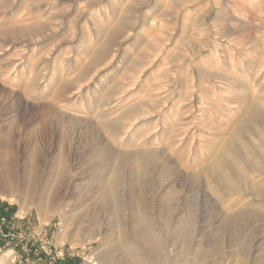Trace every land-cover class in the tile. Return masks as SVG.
Returning a JSON list of instances; mask_svg holds the SVG:
<instances>
[{
    "label": "rangeland",
    "instance_id": "rangeland-1",
    "mask_svg": "<svg viewBox=\"0 0 264 264\" xmlns=\"http://www.w3.org/2000/svg\"><path fill=\"white\" fill-rule=\"evenodd\" d=\"M187 1L0 0V170L54 176L41 197L0 182V264H104L96 251L119 258L122 236L172 216L219 264L264 256V200L217 194L207 172L238 130L264 168V0ZM121 162V198L145 220L87 202Z\"/></svg>",
    "mask_w": 264,
    "mask_h": 264
},
{
    "label": "bare ground",
    "instance_id": "bare-ground-1",
    "mask_svg": "<svg viewBox=\"0 0 264 264\" xmlns=\"http://www.w3.org/2000/svg\"><path fill=\"white\" fill-rule=\"evenodd\" d=\"M253 114H256V112ZM255 116L264 118L259 114ZM252 121L256 122V124L259 125L261 123L258 120L249 119L246 120L245 123L250 124V122ZM262 123H264V121ZM263 127L264 126H262V128ZM115 131L118 132V130ZM235 134L237 136L239 135L240 138L243 137L241 138L242 140H240L242 143L240 144L239 142L235 144V136H230L226 140L224 150L218 154V156L210 166L208 165L209 167L207 168V172L209 182L212 183L211 188L217 194L225 195L227 193H233L234 191H236V189L239 188L238 186L244 187L245 185L246 189L249 190L252 194L260 196L264 200V179L261 182H250L251 184H248L249 182L247 181V179L249 178V176L243 173L244 171L248 173L258 171L259 173L264 174V168L260 167L261 164L259 161L263 158V155L257 148H255L248 140L245 139L244 131L241 130L240 132V130H238ZM262 144L264 145L263 142ZM128 169L129 167L126 169L122 162L121 164H111L109 166H106L107 174L101 181V187L97 190L95 188V190H92L93 192L91 193L89 199H87V202L92 201L95 204L101 203L103 204V206L107 207V204L109 202L116 199L120 202L122 201L124 205L129 206V208L131 207L135 213H141V216L145 220L146 210L144 211V209L139 205H137V207L133 206L132 203H129L130 200H123L124 198H121L120 190L122 186L127 183L126 181L130 179L127 175ZM59 174H64V170H60ZM41 177H44V179ZM53 178V175L47 177L44 175V173H42L41 175L35 168L30 166H26L24 172L19 177L12 167L0 170L1 183H8V185H13L14 182L18 181L21 185H27L32 195L40 197L48 191V186L50 185L51 181L54 180ZM132 178L133 177H131V179ZM38 182L42 184L43 188L41 191L36 192L34 187L36 186V184H38ZM62 198L64 197L61 190L55 191L52 195V201L50 204L52 206L57 204H65L66 198ZM143 204L145 205V203ZM40 205L42 204L40 203L39 206ZM149 211L151 210L149 209L148 213ZM238 217L239 215L232 217V219H237ZM157 218L160 219L161 217ZM173 219L174 218L172 216L169 222H163L162 227H160V225L157 226V224L155 226H150V228L146 230H144L145 228H143L142 230V228L139 229L138 227H135L132 229L131 233L129 231L130 235L125 234L121 237V239L118 238V241L120 239V241L123 242L125 248V250L123 251L126 252L119 258L114 257L115 254L113 255V252H111V250L106 253L105 251H96L98 252L96 254V257L98 258L100 263L102 262L104 264H176L177 260H180V262H182H178L179 264H219V262L222 261L223 257L218 255L219 247L217 246V243L201 242L202 240H198L197 238L198 235L195 234L197 236L196 237L195 235H193V233H190L191 231L188 232V230L183 229L181 225H179V223H176ZM186 238L188 239L186 240ZM94 239L98 241L99 238L98 236H94L91 240ZM100 241H102L101 243L103 244L104 239L100 238ZM121 243L119 245H121ZM239 254L240 253H238V255ZM238 255H236L235 257V259L238 260V264H245V260L243 259V257L241 258ZM251 264H264V256L262 255V257L259 258L256 257Z\"/></svg>",
    "mask_w": 264,
    "mask_h": 264
},
{
    "label": "crops",
    "instance_id": "crops-1",
    "mask_svg": "<svg viewBox=\"0 0 264 264\" xmlns=\"http://www.w3.org/2000/svg\"><path fill=\"white\" fill-rule=\"evenodd\" d=\"M219 2H222L224 4H241L243 3V0H218L215 1V0H188L187 3H192V4H211V3H219Z\"/></svg>",
    "mask_w": 264,
    "mask_h": 264
}]
</instances>
